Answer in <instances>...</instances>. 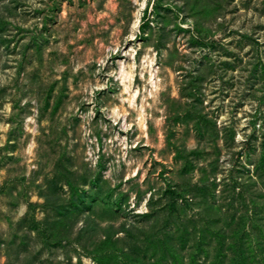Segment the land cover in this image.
<instances>
[{
	"label": "rangeland",
	"instance_id": "374dc122",
	"mask_svg": "<svg viewBox=\"0 0 264 264\" xmlns=\"http://www.w3.org/2000/svg\"><path fill=\"white\" fill-rule=\"evenodd\" d=\"M263 140L264 0H0V264H188L264 202Z\"/></svg>",
	"mask_w": 264,
	"mask_h": 264
},
{
	"label": "trees",
	"instance_id": "16d2710c",
	"mask_svg": "<svg viewBox=\"0 0 264 264\" xmlns=\"http://www.w3.org/2000/svg\"><path fill=\"white\" fill-rule=\"evenodd\" d=\"M262 146L264 150V140ZM261 160H264V154ZM261 160L257 164V169L262 167ZM207 190L204 185L199 183H192L189 188L183 189L169 187L165 190L164 205L156 211H146L144 216L147 220L156 214L159 216L162 213L172 216L182 204L188 201L189 196L187 194L193 196L195 192L205 193ZM242 194L243 190L241 196ZM112 197L109 193L95 190L87 196V203L90 205L98 199L97 201H102L106 207L113 211L121 210L119 198L112 199ZM87 198L81 192L74 190L68 211L73 213L76 209H80L79 203L84 204ZM252 204V208L243 213L237 222L233 217L226 224H219L215 221L211 223L212 225L207 226L211 232L210 238H207L203 228H200L199 236L193 243L194 249L188 254V264H201L200 259L202 258L208 261L209 264H264V202L258 205V209L255 208L257 205L255 202H252ZM259 207H261L260 210ZM33 221L29 224L31 229H33V223H35ZM187 232V229H185L181 233H171L168 237L170 240L167 245L168 249L176 253L172 245H174L177 238L182 244L181 247L186 248L189 239Z\"/></svg>",
	"mask_w": 264,
	"mask_h": 264
}]
</instances>
